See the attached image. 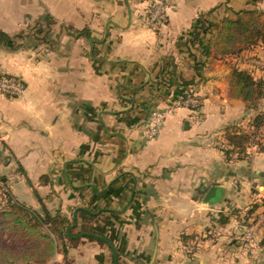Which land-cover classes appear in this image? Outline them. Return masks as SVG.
<instances>
[{"label":"crops","instance_id":"0c3cea01","mask_svg":"<svg viewBox=\"0 0 264 264\" xmlns=\"http://www.w3.org/2000/svg\"><path fill=\"white\" fill-rule=\"evenodd\" d=\"M155 1L0 0V75L24 88L0 92V185L65 219L45 264H113L106 239L117 264H264V149L224 152L231 125L264 116V96L231 91L234 69L264 80V43L207 49L264 0H170L151 25Z\"/></svg>","mask_w":264,"mask_h":264},{"label":"trees","instance_id":"16d2710c","mask_svg":"<svg viewBox=\"0 0 264 264\" xmlns=\"http://www.w3.org/2000/svg\"><path fill=\"white\" fill-rule=\"evenodd\" d=\"M66 30L73 36L89 35L87 28L77 30L66 26ZM259 42L264 43V11L258 8L244 9L236 12L234 18L221 20L216 36L207 43V49L210 47L219 54H232ZM231 91L248 106H255L264 96V80L255 81L249 73L234 69ZM200 104L188 108L196 110ZM251 122L255 128H264V116L261 113ZM237 127L233 124L226 131L227 142L232 145L229 150H224L229 158L232 152H236L238 157L246 154L249 133ZM256 148L263 150L264 145L258 144ZM64 220L59 213L53 214L44 207L41 211L26 207L0 185V264H45L57 249L56 241L66 236L62 228ZM94 233L102 235L96 231ZM88 237L105 244L103 238Z\"/></svg>","mask_w":264,"mask_h":264},{"label":"built area","instance_id":"2783aa9c","mask_svg":"<svg viewBox=\"0 0 264 264\" xmlns=\"http://www.w3.org/2000/svg\"><path fill=\"white\" fill-rule=\"evenodd\" d=\"M170 0H157L152 4L150 8V15L148 16L147 21L150 22L151 25H156L162 19V13L166 5L169 4ZM23 86L20 82L16 81L11 77L0 76V92L7 93L15 96H19L23 93ZM200 100L196 98V96L192 93L187 94L184 98L179 100V104L183 106H191L199 104ZM164 112H160V110H152L150 113V123H149V134L152 135L157 132L158 127L163 121ZM246 129L249 133V147L256 148L258 144L264 145V128H255L252 122L246 123ZM247 241L250 240L252 242L249 231L246 235Z\"/></svg>","mask_w":264,"mask_h":264},{"label":"water","instance_id":"95a60500","mask_svg":"<svg viewBox=\"0 0 264 264\" xmlns=\"http://www.w3.org/2000/svg\"><path fill=\"white\" fill-rule=\"evenodd\" d=\"M92 41V39H90V42ZM218 188L215 186L210 187L204 198H203V202L204 203H210V202H215L218 199ZM106 242H108V244L110 245V247L113 250V264H117V252L114 249L113 245L106 239Z\"/></svg>","mask_w":264,"mask_h":264},{"label":"rangeland","instance_id":"374dc122","mask_svg":"<svg viewBox=\"0 0 264 264\" xmlns=\"http://www.w3.org/2000/svg\"><path fill=\"white\" fill-rule=\"evenodd\" d=\"M242 216H243V218H242L241 221L244 220V221H243V224H244L245 222H247L248 217H247V214H243ZM245 225L247 226V225H249V224H245ZM245 230H246V229H245ZM248 231H249V230L245 231V234H244L245 238H247L246 235H247V232H248Z\"/></svg>","mask_w":264,"mask_h":264}]
</instances>
